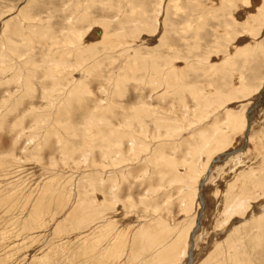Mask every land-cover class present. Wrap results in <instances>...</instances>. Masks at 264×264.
I'll return each mask as SVG.
<instances>
[{
  "label": "rangeland",
  "instance_id": "obj_1",
  "mask_svg": "<svg viewBox=\"0 0 264 264\" xmlns=\"http://www.w3.org/2000/svg\"><path fill=\"white\" fill-rule=\"evenodd\" d=\"M263 6L0 0V264H264Z\"/></svg>",
  "mask_w": 264,
  "mask_h": 264
},
{
  "label": "bare ground",
  "instance_id": "obj_2",
  "mask_svg": "<svg viewBox=\"0 0 264 264\" xmlns=\"http://www.w3.org/2000/svg\"><path fill=\"white\" fill-rule=\"evenodd\" d=\"M128 3H130V0H128ZM259 4V3H258ZM260 8V7H259ZM261 17H262V20H264V6L262 7V15H261ZM256 20V19H255ZM260 20V19H259ZM258 20V21H259ZM261 20V21H262ZM96 35V34H95ZM104 39H106L105 37H104ZM109 40H111V39H109ZM103 41H105V40H103ZM111 42H112V40L109 42L110 44H111ZM260 97L262 98V96L260 95ZM249 129H248V131H247V138H248V136H249V132H250V127H251V120H250V122H249ZM239 152V151H238ZM237 151H234V152H232V153H228L227 155H226V157H225V159H227V158H229V157H231L232 155H235V154H237L238 153ZM218 162H220L219 160L218 161H216V162H214V163H218ZM208 173V172H207ZM209 174L210 173H208V177H209ZM203 186H204V183H201L200 184V186H198V189L200 190V192H201V190H202V188H203ZM200 198H201V201H202V203H203V205H204V199H203V195H202V193H201V195H200ZM201 228V222H200V220L197 222V229L193 232V234H192V236H191V244H192V247H191V253H192V250L194 249V237H195V235H196V233L199 231V229Z\"/></svg>",
  "mask_w": 264,
  "mask_h": 264
}]
</instances>
